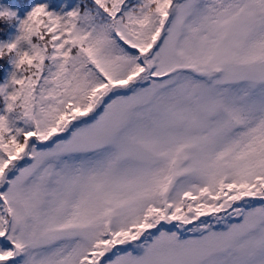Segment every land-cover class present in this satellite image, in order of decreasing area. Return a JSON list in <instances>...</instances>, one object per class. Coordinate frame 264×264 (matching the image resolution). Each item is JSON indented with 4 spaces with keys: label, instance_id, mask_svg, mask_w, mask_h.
Instances as JSON below:
<instances>
[{
    "label": "snow or ice",
    "instance_id": "6c2138e0",
    "mask_svg": "<svg viewBox=\"0 0 264 264\" xmlns=\"http://www.w3.org/2000/svg\"><path fill=\"white\" fill-rule=\"evenodd\" d=\"M9 54L0 264H264V0L38 4Z\"/></svg>",
    "mask_w": 264,
    "mask_h": 264
},
{
    "label": "trees",
    "instance_id": "16d2710c",
    "mask_svg": "<svg viewBox=\"0 0 264 264\" xmlns=\"http://www.w3.org/2000/svg\"><path fill=\"white\" fill-rule=\"evenodd\" d=\"M38 4L46 5L52 13L63 15L77 8L83 11L86 0H0V11L8 9L14 13L10 22L0 19V45L11 43L19 35L20 22ZM12 71L11 54L0 57V85L5 84Z\"/></svg>",
    "mask_w": 264,
    "mask_h": 264
},
{
    "label": "rangeland",
    "instance_id": "374dc122",
    "mask_svg": "<svg viewBox=\"0 0 264 264\" xmlns=\"http://www.w3.org/2000/svg\"><path fill=\"white\" fill-rule=\"evenodd\" d=\"M11 245L8 243L6 239L0 238V249L10 248ZM24 259L23 256L17 257L15 260L9 262V264H21V261Z\"/></svg>",
    "mask_w": 264,
    "mask_h": 264
},
{
    "label": "clouds",
    "instance_id": "9594fccd",
    "mask_svg": "<svg viewBox=\"0 0 264 264\" xmlns=\"http://www.w3.org/2000/svg\"><path fill=\"white\" fill-rule=\"evenodd\" d=\"M0 13H11L13 15H0V19H3V20H6V21H11L13 16H14V13H12L11 11H9L8 9H4L2 11H0Z\"/></svg>",
    "mask_w": 264,
    "mask_h": 264
}]
</instances>
